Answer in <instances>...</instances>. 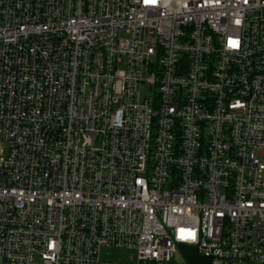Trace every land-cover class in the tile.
<instances>
[{"label":"built area","instance_id":"2783aa9c","mask_svg":"<svg viewBox=\"0 0 264 264\" xmlns=\"http://www.w3.org/2000/svg\"><path fill=\"white\" fill-rule=\"evenodd\" d=\"M184 246L264 264V0H0V264Z\"/></svg>","mask_w":264,"mask_h":264},{"label":"rangeland","instance_id":"374dc122","mask_svg":"<svg viewBox=\"0 0 264 264\" xmlns=\"http://www.w3.org/2000/svg\"><path fill=\"white\" fill-rule=\"evenodd\" d=\"M7 150H8L7 146H4L3 157H5L7 155ZM103 256L111 258L112 260H115V261L118 259H121L123 261V260H126V258H127V252L125 250L111 248V249H105ZM177 258L179 260H182L183 257L181 254H178Z\"/></svg>","mask_w":264,"mask_h":264},{"label":"trees","instance_id":"16d2710c","mask_svg":"<svg viewBox=\"0 0 264 264\" xmlns=\"http://www.w3.org/2000/svg\"><path fill=\"white\" fill-rule=\"evenodd\" d=\"M183 248L188 250L187 258L190 264H201L202 262L206 263V260H204V258H201L193 248H188L186 246H184Z\"/></svg>","mask_w":264,"mask_h":264},{"label":"snow or ice","instance_id":"6c2138e0","mask_svg":"<svg viewBox=\"0 0 264 264\" xmlns=\"http://www.w3.org/2000/svg\"><path fill=\"white\" fill-rule=\"evenodd\" d=\"M238 41H233V42H230V44H231V46H233V47H236V46H238Z\"/></svg>","mask_w":264,"mask_h":264}]
</instances>
